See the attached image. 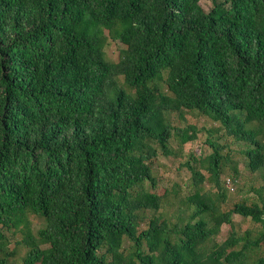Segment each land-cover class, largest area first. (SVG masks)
Masks as SVG:
<instances>
[{"label":"trees","instance_id":"16d2710c","mask_svg":"<svg viewBox=\"0 0 264 264\" xmlns=\"http://www.w3.org/2000/svg\"><path fill=\"white\" fill-rule=\"evenodd\" d=\"M200 1L0 0V264L17 233L22 264H264L248 256L264 244V199L222 211L199 189L196 166L222 190L211 141L183 165L194 192L182 214L140 227L167 194L153 160L197 139L174 113L219 123L248 145L252 172L264 167V0ZM234 215L261 231L237 236Z\"/></svg>","mask_w":264,"mask_h":264},{"label":"rangeland","instance_id":"374dc122","mask_svg":"<svg viewBox=\"0 0 264 264\" xmlns=\"http://www.w3.org/2000/svg\"><path fill=\"white\" fill-rule=\"evenodd\" d=\"M200 6L207 12L211 9L212 3L208 0H201ZM121 48H123L121 44L110 42L106 47L107 58L111 61H117ZM169 118L171 125L175 127L195 126L198 130L197 139L183 145L181 149L178 148L177 142L172 140L170 141V147L174 151V154L169 157L159 155L153 160L151 170L156 179V192L159 195H163L165 192L167 194H165L166 196L163 198L161 206L157 211H145L142 214L140 227L145 228L152 217L160 216L162 219H168L171 223L176 221L177 214L185 208L182 200L194 192V188L191 186V173L183 165L185 163L192 164V154L195 156L209 155L212 149L208 147L207 141H211L222 147L221 154L226 156L219 175L222 190L217 189L208 181L209 175L203 168L196 166L206 178L199 187L200 191L208 193L216 199L222 211L231 208L234 203L238 202L261 204V199H264V167L255 172L249 169L248 159L244 154V151L248 148L246 143L236 141L233 137L226 135L225 130L219 123L213 122L199 114H191L184 111L183 119L176 113L170 115ZM256 126L257 124L254 123L255 129H257ZM258 138L262 139L261 134H259ZM234 170L237 171L236 175L234 174ZM227 180L230 182L228 183ZM30 219L34 230L43 225L41 218L31 216ZM232 220L234 225L233 230L239 237H243L248 233L249 238L253 239L261 231L260 225L254 224L248 219L234 215ZM229 234L230 227L223 225L221 232L215 238L217 243L224 241ZM20 239L19 233L10 236L9 249H15V254L10 260L11 264H22L26 248L23 245H15V242L20 241ZM128 247L129 243L125 242L124 248L128 249ZM263 254L264 244L248 255L249 263L252 259L255 260Z\"/></svg>","mask_w":264,"mask_h":264}]
</instances>
